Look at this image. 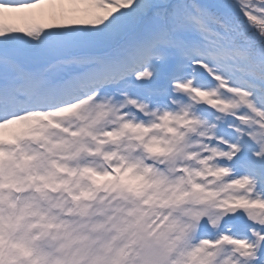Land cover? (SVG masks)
<instances>
[{"label":"snow or ice","instance_id":"1","mask_svg":"<svg viewBox=\"0 0 264 264\" xmlns=\"http://www.w3.org/2000/svg\"><path fill=\"white\" fill-rule=\"evenodd\" d=\"M0 264H264V0H0Z\"/></svg>","mask_w":264,"mask_h":264}]
</instances>
